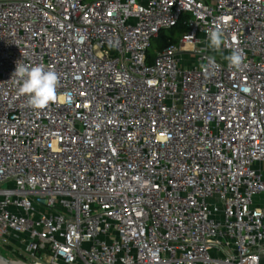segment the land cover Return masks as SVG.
<instances>
[{
	"label": "built area",
	"instance_id": "2783aa9c",
	"mask_svg": "<svg viewBox=\"0 0 264 264\" xmlns=\"http://www.w3.org/2000/svg\"><path fill=\"white\" fill-rule=\"evenodd\" d=\"M22 60L55 69L58 102L27 105ZM0 245L24 264H264V0H0Z\"/></svg>",
	"mask_w": 264,
	"mask_h": 264
},
{
	"label": "clouds",
	"instance_id": "9594fccd",
	"mask_svg": "<svg viewBox=\"0 0 264 264\" xmlns=\"http://www.w3.org/2000/svg\"><path fill=\"white\" fill-rule=\"evenodd\" d=\"M207 35L208 47L213 51H219L224 43L223 31L216 28ZM225 59L230 68L239 69L243 62L242 51L238 47L233 48ZM23 60L17 62L11 81L15 84L18 94L27 97V105L34 110H43L58 102L60 76L55 69L42 63H24ZM64 99L66 103L72 101L70 94H65Z\"/></svg>",
	"mask_w": 264,
	"mask_h": 264
},
{
	"label": "rangeland",
	"instance_id": "374dc122",
	"mask_svg": "<svg viewBox=\"0 0 264 264\" xmlns=\"http://www.w3.org/2000/svg\"><path fill=\"white\" fill-rule=\"evenodd\" d=\"M180 33L175 29L170 30H162L158 37L154 38L150 43V48L148 50V56L151 57L153 60L158 50V43L161 41L167 40H178L180 38ZM186 59V57H184ZM255 198L254 201H256ZM260 203V201H259ZM17 252V251H16ZM16 252L11 251L10 248L4 247L0 245V263L1 264H20L23 263V259L17 255Z\"/></svg>",
	"mask_w": 264,
	"mask_h": 264
},
{
	"label": "trees",
	"instance_id": "16d2710c",
	"mask_svg": "<svg viewBox=\"0 0 264 264\" xmlns=\"http://www.w3.org/2000/svg\"><path fill=\"white\" fill-rule=\"evenodd\" d=\"M175 28L180 34L183 32V26L178 25ZM175 28H173V29H175ZM176 43H177V40L161 41L158 43V50L162 51L166 47H168L169 45L176 44ZM152 62H153V59L147 55V64L150 65V64H152Z\"/></svg>",
	"mask_w": 264,
	"mask_h": 264
},
{
	"label": "bare ground",
	"instance_id": "6f19581e",
	"mask_svg": "<svg viewBox=\"0 0 264 264\" xmlns=\"http://www.w3.org/2000/svg\"><path fill=\"white\" fill-rule=\"evenodd\" d=\"M1 264V263H0Z\"/></svg>",
	"mask_w": 264,
	"mask_h": 264
}]
</instances>
